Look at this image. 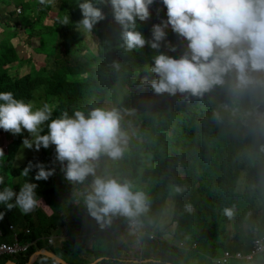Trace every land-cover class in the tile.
<instances>
[{
	"label": "trees",
	"instance_id": "trees-1",
	"mask_svg": "<svg viewBox=\"0 0 264 264\" xmlns=\"http://www.w3.org/2000/svg\"><path fill=\"white\" fill-rule=\"evenodd\" d=\"M11 1H15L19 8H30L23 7V0H0V3L7 5ZM63 1L59 8L73 13L75 3L80 2ZM30 3L34 6L27 14L31 24L24 32L28 35V41L38 38L42 44L49 35L38 31V28L44 17L51 16L49 11L52 6L44 7L39 0H30ZM103 10L106 19L94 26L99 41L97 54L87 48L88 51L80 56L71 51L70 42L65 45L54 42L52 39L60 26L55 21L49 27L52 28L49 47L55 49L48 56L50 68L43 71L32 67L28 57L23 54L21 46L24 44L20 45V35L14 30L19 17H15L12 23V20L0 15V29H3L0 34V91H12L17 98L31 101L36 106L49 103L53 107V118L64 110L70 114L77 109L87 113L96 107L119 111L121 130L129 134L123 154L116 159L101 154L93 162L96 175L121 182L130 181L134 190L147 195L148 211L139 217L142 229L158 231L161 236L167 230H174V238L196 243L199 247L185 253L179 247V242L163 241L161 247L166 257L158 263L183 264L191 253L205 252L215 258L221 248L231 251L236 248L235 252H238L243 244L249 247L253 239L264 236V76L261 80V73H253L257 82L242 91L233 89L234 74H229L225 77L224 85L214 86L202 96L190 93L156 94L151 87L142 85L145 78H156L148 71L154 57L159 52L179 57L185 45L166 39L160 49H152L146 44L143 48L134 49L136 51L128 50L122 44L121 29L113 21L110 8L103 7ZM150 11V19L138 21L137 24V30L143 33L146 40L151 39L152 25L166 16V8L160 0H156ZM15 13H8V16ZM53 28L56 30L53 31ZM63 35L74 40L70 31ZM168 43L175 45L177 50L169 51ZM27 66H30V70L23 73ZM125 66L130 68L124 70ZM134 75L139 79L132 80ZM126 84L130 85L129 91L124 87ZM152 102L158 105H152ZM44 132H47L46 127ZM7 135L11 145L5 167L10 175L4 173L1 176L4 183L0 184V190L12 187L18 192L24 182L35 183L38 198H45L58 208L57 211L61 210L62 193L68 192L77 213L74 220L88 216L95 226V218L85 204V196L91 191L94 177L89 175L83 183L62 182L58 161L53 163L51 168L55 170L54 174L46 181L35 179V167L27 177H23L21 171L29 162L33 165L41 162L47 168L48 159L56 160L55 146L47 149L41 147V155L34 157L27 155L30 149L24 148L23 151L19 148L27 137L23 132L18 135L7 132ZM5 176L12 186L6 182ZM59 184L65 186L64 191L57 189ZM175 186L184 191L176 193ZM71 189L78 200L71 196ZM187 204H191L194 211H186ZM225 208L232 209L231 217L224 214ZM0 213L4 214L0 220V244H13L16 236L22 244L33 241L34 237L22 231L27 227L32 229L31 212L24 214L16 207L8 210L5 204L0 203ZM114 217H117V223L111 222ZM49 220L43 211L37 212L38 222L54 228L57 219ZM111 220L107 225H130L127 217L118 214L111 216ZM13 224L15 229H10ZM191 225L198 228L191 229ZM234 226H248V237L243 241L236 234L234 237ZM75 233L76 229L72 234ZM77 240L78 237L73 243L67 242L65 248L56 250L37 242L27 252L0 257V264L8 261L26 264L43 249L53 250L79 264L82 262H76L75 258L84 257V252ZM95 251L98 252L96 256L101 257L99 249ZM104 261L109 260L105 258L101 263ZM88 263L84 261L82 264Z\"/></svg>",
	"mask_w": 264,
	"mask_h": 264
},
{
	"label": "clouds",
	"instance_id": "clouds-1",
	"mask_svg": "<svg viewBox=\"0 0 264 264\" xmlns=\"http://www.w3.org/2000/svg\"><path fill=\"white\" fill-rule=\"evenodd\" d=\"M39 2L43 5L50 0H39ZM155 2L156 0H80L78 4L75 3L74 13L70 10L66 11V16L59 23L57 30L58 32L62 30L65 35L69 31L72 32L73 41L67 35V42L72 44L71 51L83 56L82 48H87L88 45L82 44V38L78 34L80 30H83L89 33L86 40L89 38L98 40L94 26L106 19L103 7H107L111 10L113 21L120 26V39L128 50L136 51L134 49L143 48L146 44L152 49H160L166 39L169 42L185 45V50L179 57L164 52H159L154 57L148 71L156 78L151 80L145 78L142 85L151 87L156 94L190 93L193 96H202L214 86L224 85L225 77L229 74H234L232 86L236 91H242L257 82L253 73H261L259 78L262 80L264 76V0H160L166 8V16H163L159 23L152 25L151 39L146 40L143 33L137 30V24L138 21L144 22L150 19V9ZM20 11L17 9V12ZM30 24L31 22L28 26ZM55 30L53 28V31ZM50 42L49 35L38 48L47 53ZM167 47L171 52L177 50L171 43H168ZM38 105L25 101L23 98H17L12 91H0V131H5L4 144L0 139V184L4 183L1 177L4 173L10 175V171L5 167L11 145L7 132L18 135L27 131L31 138L25 137L22 147L19 144V148L24 151V148L32 149L35 146L36 151L31 153L35 157L41 155V147L47 149L54 145L56 160L48 159L47 168L41 162L35 165L29 162L21 171V176L27 177L35 167L37 169L35 179L46 181L54 174L55 170L51 167L58 161L61 165L62 179L60 180L62 182L83 183L89 175L94 177L91 191L85 196V204L97 224L94 226L90 219L88 234L78 237L79 240L76 243L81 241L87 243V238L92 241L101 240L103 236L109 234L106 230L111 216L117 214L130 220V225L126 226L125 230L132 232L140 242L144 237H149L151 240L158 239L152 232L140 227L139 217L148 211L147 195L143 191L134 190L130 181L121 182L114 178L96 175L93 162L101 154L113 159L123 154L122 144L126 142V136L120 127L119 111L96 107L87 113L77 109L70 114L64 110L53 118V107L49 103ZM262 105L264 107V98ZM15 161L18 160L15 159ZM6 182L12 186L7 177ZM36 188L35 183L28 181L20 186L18 192L12 187H4L0 190V203L5 204L8 210L16 207L24 214L30 212L33 214L32 229L27 227L22 231H25L26 235L30 234L34 239L25 244H31L30 247H32L37 242H41L54 250L63 249L69 242L68 239L77 238L72 234L74 231L72 221L76 222L74 219L77 216L76 210L73 209L75 205L72 198L68 192H63L61 210L57 211L58 208L54 206L55 219H51L48 212L40 208H44L49 202L43 197L38 198ZM70 191L71 196L78 200L73 189ZM174 191L182 193L184 189L175 186ZM63 207L74 215L73 220ZM185 209L188 212L194 211L191 204L185 205ZM38 211H43L50 219L49 221L57 219L54 228H49V225L45 226L37 221ZM223 211L229 217L233 214L230 208H225ZM57 214H59L58 217H56ZM3 217L4 214L0 213V220ZM11 226L13 228L10 229H15L14 224ZM135 228L141 233L140 236L134 232ZM120 230L123 229L116 227L113 232L116 234ZM257 238L262 237L255 239ZM57 239H63L65 244L56 247ZM161 241L167 240L163 238ZM196 246L194 244L193 251ZM179 247L183 252L190 251L188 243L179 242ZM48 251L52 253L51 256L46 253ZM35 255L32 258L35 261L31 260L28 263L39 264L40 259L50 263L55 259L60 264H76L69 261V257L60 256L53 250L43 249ZM105 258L106 256H101L98 260ZM6 264L20 263L8 261Z\"/></svg>",
	"mask_w": 264,
	"mask_h": 264
},
{
	"label": "rangeland",
	"instance_id": "rangeland-1",
	"mask_svg": "<svg viewBox=\"0 0 264 264\" xmlns=\"http://www.w3.org/2000/svg\"><path fill=\"white\" fill-rule=\"evenodd\" d=\"M56 1L57 2H53L52 3V0H50L49 3L44 4V7H47V8L49 6H52L51 7L52 9L49 11V14H51V16H53V17H49L50 15H48V17H44L41 26L38 28V31H40V32H42L44 34L46 33L48 35H51L50 32H52V29L49 28L51 26V23L54 24L55 21H56V23L57 22L58 23H61L63 21L64 17L66 16L67 9H64L63 8V10H61V7L59 8V6L62 5L61 3H63L64 1L63 0H56ZM70 1H72V0H66L65 2H68L69 3ZM22 3H26V0H23ZM3 6H4L3 11L1 10L2 6L0 7V15L5 16L8 20H12V23H14V21L16 20V18L19 17V21H18L16 27H14V30L17 31V33L20 35L19 42H20V45H22V43L24 44V46H21V47H22V50H23V54H25L26 57H28V59L30 61V65L32 67H35L36 70H41V71L50 68V65L48 64V55L47 54L52 53L55 48L54 47H51V48L48 47L47 48V53L42 52L41 49L38 48L40 46L39 39L38 38H33V39H29V41H28V38H27L28 35L24 32L25 27L28 26V24L31 22V20L27 19V14H28V12H29V10L31 8V3H30V8L29 9H26V10L19 8V6L17 4H14V1H11L10 4L3 5ZM27 7H29V6H27ZM17 9H20L21 11L20 12H17ZM14 11L16 13L13 16H11V15L8 16V13L10 14V13H12ZM4 12L7 13V14H5ZM57 14H59V15H57ZM57 18H58V20H56ZM3 26H5V25H3ZM5 28L6 27H4V29ZM1 31H3V29H0V34L2 33ZM78 35L82 38V44L87 43V45H88L87 48L91 49L95 54H97L98 49H99V41L97 39L92 40L91 38H89V39L86 40V37H87V35H89V33L86 32V31H83V30H80V33ZM52 40L54 42L59 43V44L65 45L66 42L68 41V37H64L63 31L60 30L53 37ZM87 48H82V49L84 51H88ZM27 67H26L27 70H25L23 73H25L26 71L28 73V71L30 70V66H27ZM127 68H130V67L129 66H125L124 70H126ZM131 79L132 80L133 79H139V76L135 77V75H134V77L131 78ZM124 87H125V89L127 91H129V89H130V85L129 84H126ZM151 104L152 105H158L157 103H154V102H152ZM23 133L29 139L31 138L30 135L27 133V131H23ZM128 135L129 134H126L125 133L126 141L128 139ZM4 138H5V131L3 132L1 130L0 131V139L3 141V144H4ZM123 146H124V143L122 144V148H123ZM35 151H36L35 150V146H33L32 149H30V150L27 151V153H28V155H31V153H33ZM183 176L184 177L186 176L184 172H183ZM12 180H13V178H12ZM71 183H73V182H71ZM57 189L60 190V191H64L65 186L59 184L57 186ZM40 208L44 212L45 211L48 212V214L51 217V219L54 218L55 212H54V205L53 204L48 203L47 206H45L44 208H42V207H40ZM63 209L69 215L70 219L73 220L74 219V215L72 213H70L67 208H64L63 207ZM123 217H125V216H123ZM114 218L115 219L111 220V222L112 223H117L118 222V219H116L117 217H114ZM77 221H81L82 222L84 232H87L89 230V227L87 226L88 223H89V221H90V218L89 217H84L83 219H78L77 218L76 219V222L72 221V228L73 229H78L79 224L77 223ZM172 228H175V226L172 227ZM194 228H198V227H196L194 225H191V229H194ZM248 231H249L248 226H243L241 228H239L238 226H234L233 227V236L235 237V234H236L243 241L246 237H248V235H249ZM106 232L111 233V232H113V230H112L111 227H107ZM118 232L120 234H123L124 237L125 236H129L131 240L136 241L135 243L138 245V250L141 253V247H142V245H141L139 239L134 234H132L130 232H126L124 230H120ZM155 234L158 235L159 232L156 231ZM68 240H69V243L73 241L71 239H68ZM122 241H124V240H122ZM142 241H143V245L144 246H147V244L150 243V240H148V239L147 240L143 239ZM161 242H162L161 239H157V241L154 242V243H157V244L159 243L160 244ZM93 243H94L95 246L96 245L98 246L97 248H100V245H101L102 242L100 240H98V239H95V240H93ZM63 244H65V241L63 239H57L55 246L56 247H60ZM81 244H82V241H81ZM151 244L153 245V242L152 241H151ZM127 246L129 248L132 247V245L130 243H128ZM124 250L126 251L125 248H124ZM87 252H89V253L92 252L90 247H88ZM203 256H204V253H201V254L193 253V256H191V258L199 259V258H202ZM120 257H122V255H120ZM201 263H204V262L201 261Z\"/></svg>",
	"mask_w": 264,
	"mask_h": 264
},
{
	"label": "crops",
	"instance_id": "crops-1",
	"mask_svg": "<svg viewBox=\"0 0 264 264\" xmlns=\"http://www.w3.org/2000/svg\"><path fill=\"white\" fill-rule=\"evenodd\" d=\"M14 4H16L15 1H14ZM1 6H3V3H0V7ZM27 6L30 7V0H26V3L23 4L24 8H26ZM31 7H34V6L31 5ZM78 224H79V227H78V229H76V233L74 236L75 237L86 236V234H88V231L84 232L83 224L81 221H78ZM126 226H128V225H126ZM126 226L121 227V229H123L126 232H130L128 230H125ZM109 227H111L113 229V231L116 230V227L114 225H109ZM170 229H172V227H170ZM130 233H132V232H130ZM152 234L157 236L158 239L163 240V238H164L169 242H173L174 244H176L177 242L187 243L184 240L174 238V230H167L166 234L164 236H161L160 234L156 235L155 232H152ZM87 239H88V240H86L87 243H82V244L80 243L81 246L83 247L84 257L83 256H79V257L77 256L75 258L76 262L81 261L83 263L84 261H89L90 264H102L101 261L103 259L98 260L99 257L96 256L98 254V252L95 250H97V249H99V254H101V256H106V259L109 260V261H104L103 264H163V263H158V262L163 261L164 258L166 257V254H164V251L161 247L162 243H160V244L154 243L157 241V239L151 240L149 237L143 238L145 240H147V239L150 240V243L147 244V246L143 245V241L140 242L142 245L141 253L138 250V245L135 243L136 241L131 240L129 236L124 237V235L120 234L119 232H117L116 234L113 232V233L107 234L106 236H103L101 239V242L103 244L101 243L100 248H97L98 246L97 245L95 246L93 241L90 238H87ZM122 240H124V241H122ZM253 240L249 244V247L247 246V244H243L240 248L242 250H240L238 252L249 253L253 247ZM151 241L153 242V245L151 244ZM128 243H130L132 245L131 248H129L127 246ZM194 244H196V243H193V242L188 243V249L190 250L188 252H193L192 248H193ZM88 247L91 248V251H92L91 253L87 252ZM124 248L126 249V251L124 250ZM197 248H199L198 245L196 246L195 250H197ZM226 251H231V250H226L224 248H221L219 250V255L215 258H212V257L206 255L205 252H202V253H204V256L202 258L195 259V258L189 257L187 259V261L183 262V264H213L214 260L217 258H221ZM235 251H237L236 248H234L231 252L237 253ZM188 252H185V253H188ZM120 255H122V257H120ZM190 256H193V253H191ZM209 258H211V259L209 260ZM201 261H203L204 263H201ZM82 263H79V264H82ZM165 264H175V263L168 262ZM234 264H264V255L261 256L256 261H253V262L236 261Z\"/></svg>",
	"mask_w": 264,
	"mask_h": 264
},
{
	"label": "built area",
	"instance_id": "built-area-1",
	"mask_svg": "<svg viewBox=\"0 0 264 264\" xmlns=\"http://www.w3.org/2000/svg\"><path fill=\"white\" fill-rule=\"evenodd\" d=\"M10 228H13L11 226ZM134 232L137 235H141V233L135 228L133 229ZM2 233L0 232V236ZM151 238H154V236H151ZM31 244H24L22 245L17 237H15V241L13 244H5L1 243L0 244V257L4 255H13L18 252H27L30 248ZM264 255V237L262 238H257L253 242V247L249 253H244V252H237L233 253L231 251H226L224 255L221 258L215 259L213 264H234L236 261H247V262H253L259 259L261 256ZM36 255H34L32 258H34ZM32 261H35L31 259ZM39 264H60L58 260H53L50 263L47 261H44L40 259ZM30 264V263H27ZM31 264H35V262H31Z\"/></svg>",
	"mask_w": 264,
	"mask_h": 264
},
{
	"label": "water",
	"instance_id": "water-1",
	"mask_svg": "<svg viewBox=\"0 0 264 264\" xmlns=\"http://www.w3.org/2000/svg\"><path fill=\"white\" fill-rule=\"evenodd\" d=\"M46 253H47L48 255H50V256L52 255V253H51V252H49V251H48V252H46ZM64 262H65V261H64Z\"/></svg>",
	"mask_w": 264,
	"mask_h": 264
}]
</instances>
